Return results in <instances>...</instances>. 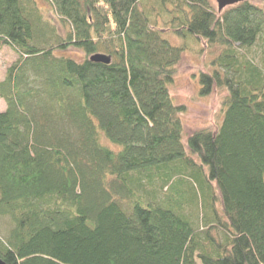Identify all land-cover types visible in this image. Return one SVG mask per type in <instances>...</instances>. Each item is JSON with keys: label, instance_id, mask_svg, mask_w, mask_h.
Returning <instances> with one entry per match:
<instances>
[{"label": "trees", "instance_id": "16d2710c", "mask_svg": "<svg viewBox=\"0 0 264 264\" xmlns=\"http://www.w3.org/2000/svg\"><path fill=\"white\" fill-rule=\"evenodd\" d=\"M43 1L0 0V261L264 264V0ZM202 39L222 121L184 137Z\"/></svg>", "mask_w": 264, "mask_h": 264}, {"label": "rangeland", "instance_id": "374dc122", "mask_svg": "<svg viewBox=\"0 0 264 264\" xmlns=\"http://www.w3.org/2000/svg\"><path fill=\"white\" fill-rule=\"evenodd\" d=\"M38 3L44 14L49 17V5L43 0H38ZM175 41V43H181L179 40ZM200 44L195 46L194 52L189 49L183 52L177 65L176 77L170 87L174 104L178 106L182 104L185 107L180 115L184 127V137L198 129L219 126L222 121L220 101L223 92L217 91L213 95L201 93L204 87L200 76L201 73L205 72V69H210L209 62H211L213 56L205 50L207 47L206 40L202 39ZM201 51L203 52L201 53ZM68 54L74 55V51L64 52L63 55L68 56ZM15 59L16 56L10 49L0 48V80L3 79L5 68ZM4 108L5 103L0 98V111ZM185 140L186 138H184Z\"/></svg>", "mask_w": 264, "mask_h": 264}, {"label": "water", "instance_id": "95a60500", "mask_svg": "<svg viewBox=\"0 0 264 264\" xmlns=\"http://www.w3.org/2000/svg\"><path fill=\"white\" fill-rule=\"evenodd\" d=\"M242 1L243 0H215V2L217 4V8L219 11L225 7L235 5V4L240 3ZM90 60L93 62H102V63H108L109 62L108 58H106L105 56H102V55H95V56L91 57ZM0 264H3V263L0 261Z\"/></svg>", "mask_w": 264, "mask_h": 264}]
</instances>
